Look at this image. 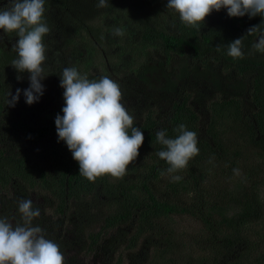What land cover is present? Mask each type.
<instances>
[{"label":"trees","instance_id":"obj_1","mask_svg":"<svg viewBox=\"0 0 264 264\" xmlns=\"http://www.w3.org/2000/svg\"><path fill=\"white\" fill-rule=\"evenodd\" d=\"M98 2L45 0L50 31L43 41L66 33L58 31L63 22L81 28L80 54L109 59L108 46H125L120 56H110L141 87L124 85L140 105L131 114L144 134L140 155L120 178L88 180L57 134L64 89L50 119L43 112L33 117L9 105L10 86L0 71V202L9 203L16 218L20 198L42 197L52 230L65 231V239L53 235L64 264L72 263L65 253L75 247L87 253L105 248L107 257L117 254L127 264H264V53L248 36L243 58L227 55V44L264 23V16L230 17L222 8L194 28L167 8L168 0H106L103 8ZM116 27L123 36L112 34ZM90 69L88 63L78 72ZM153 75L161 86L149 92ZM181 124L197 134L199 154L168 173L156 133L176 138ZM190 220L195 228L187 230L183 221Z\"/></svg>","mask_w":264,"mask_h":264},{"label":"clouds","instance_id":"obj_2","mask_svg":"<svg viewBox=\"0 0 264 264\" xmlns=\"http://www.w3.org/2000/svg\"><path fill=\"white\" fill-rule=\"evenodd\" d=\"M97 7H107L106 0H99ZM167 8L177 12L185 25L194 28L204 23L213 10L218 12L222 8L227 9L230 17L264 16V0H168ZM44 14L45 0H8L7 5L0 8V29L19 37L12 48L17 58L11 65L20 73H30L29 88L16 89L14 96L9 91L8 103L12 107L21 92L29 105L44 94L41 81L48 75L42 67L46 60L43 39L50 31ZM112 34L123 36L124 32L116 27ZM248 36L255 37L253 49L264 53L262 23L250 27L244 37L227 44V55L243 58V41ZM217 51H220L219 45ZM60 75L65 106L55 124L59 139L66 142L79 164V174L93 182L104 175L122 177L140 155L144 134L139 127H133L134 118L121 103L120 85L107 76L90 80L75 67H65ZM22 79L17 76L18 81ZM174 131L178 133L176 138H168L165 130L156 133L157 142L165 148L157 155L169 165L168 173L186 168L190 159L199 154L194 131L187 130L183 124ZM172 179L178 181L181 177L173 176ZM18 211L21 219L15 223L14 218H0V264H64L59 246L45 238L41 227L33 226L34 218L41 214L40 209H34L33 201L27 199L18 202Z\"/></svg>","mask_w":264,"mask_h":264},{"label":"rangeland","instance_id":"obj_3","mask_svg":"<svg viewBox=\"0 0 264 264\" xmlns=\"http://www.w3.org/2000/svg\"><path fill=\"white\" fill-rule=\"evenodd\" d=\"M4 7V6H3ZM2 8V6H0ZM108 15L102 16L103 20L108 21ZM63 23V22H62ZM67 27H63L64 30L67 29V32L60 35L58 32L52 35L51 37L47 38L44 42L45 44V56L46 60L42 67L45 69V74L48 76L41 81L44 85V94L40 97V99L29 105L26 103V99L21 92L20 98L18 102L15 104V107L24 108L29 111L33 117H41L44 116L45 119H50L52 117V102L53 100L56 101V98L59 95V87L61 81L62 70L65 67H75L79 68L78 71L82 72L80 69H84L85 66L89 63L91 69L88 71L90 75H94L97 78H101L103 76H107L110 79L116 81L121 88L122 91V100L121 103L125 106L128 110L129 114H132V110L135 111L138 106L137 102L133 98V94H128L125 89L124 85H127L132 91H137L140 89V84L137 78H130L128 74L123 72L122 70L119 71L118 67L115 66L117 59H114L110 56V54H115V56H120L124 51L127 49L125 46H122L120 43L115 45H110L109 47V59L104 58L103 54H97L93 56H89V53L85 52L83 54L78 53L80 51L81 42H80V31L81 28L77 26L75 23L65 24ZM19 37L15 35V33L7 34L4 32L3 29H0V71L2 75L6 77V81L10 86V91L14 96L16 94V89H27L30 87L29 76L30 73L23 72L20 73L16 70L12 65L11 62L17 58L16 52L12 49L13 45L18 41ZM259 37L256 38L258 42ZM112 42L110 38L108 40ZM106 48V47H105ZM115 50V51H114ZM101 51V50H100ZM85 54V55H84ZM100 55V56H99ZM127 59V56H124V60ZM91 61V62H89ZM107 64L112 65L113 70L117 72H110L108 70ZM114 64V65H113ZM175 67H178V64L175 63ZM87 73L81 74L84 76L88 75ZM22 76V80H17V76ZM131 76V74H130ZM149 77V76H148ZM150 88L147 91L152 92L154 87H160L161 82L159 80L158 75L150 76ZM169 107V102L167 101L164 103V108ZM37 109V110H36ZM138 110V109H136ZM43 112V114H41ZM41 114V116H40ZM202 122H206V116H203ZM6 200H11L6 197ZM23 200V198H20ZM30 200L33 201V208L40 209V216L34 218L33 226H39L43 229L45 233V238L53 241V235L56 233L57 236H61L62 239H65V231L59 230L54 232L51 228L53 224V217L52 211L45 206L42 197L36 194L30 195ZM18 204V203H17ZM15 209L10 208V204L4 205L0 202V218L8 217L9 219H13V223L20 221L21 216H16L15 218ZM183 227L187 230H192L195 228V225L192 224V221H183ZM59 232V233H58ZM50 233V234H49ZM67 241V240H66ZM75 250H70L65 253L66 259L72 261L69 264H127L128 262L119 261L118 262V255L114 254L113 256L107 257L108 251L105 248L99 249L97 252L87 253L84 251L80 252L78 247H75ZM84 252V253H83Z\"/></svg>","mask_w":264,"mask_h":264},{"label":"flooded vegetation","instance_id":"obj_4","mask_svg":"<svg viewBox=\"0 0 264 264\" xmlns=\"http://www.w3.org/2000/svg\"><path fill=\"white\" fill-rule=\"evenodd\" d=\"M7 3H8V0H0V6H6L7 5ZM59 24H58V31L60 30L61 32L64 30V28L63 27H67L66 25H65V23H61V22H58ZM61 28V29H60ZM59 33V32H58ZM254 42H255V38H254ZM133 111V110H132ZM131 111V112H132Z\"/></svg>","mask_w":264,"mask_h":264}]
</instances>
